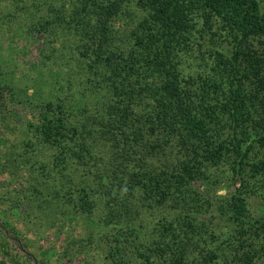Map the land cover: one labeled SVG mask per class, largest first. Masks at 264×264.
I'll list each match as a JSON object with an SVG mask.
<instances>
[{"label":"trees","instance_id":"1","mask_svg":"<svg viewBox=\"0 0 264 264\" xmlns=\"http://www.w3.org/2000/svg\"><path fill=\"white\" fill-rule=\"evenodd\" d=\"M5 37L31 178L2 196L9 255L53 264L12 220L48 210L29 228L85 219L102 264H264V0H0Z\"/></svg>","mask_w":264,"mask_h":264},{"label":"rangeland","instance_id":"2","mask_svg":"<svg viewBox=\"0 0 264 264\" xmlns=\"http://www.w3.org/2000/svg\"><path fill=\"white\" fill-rule=\"evenodd\" d=\"M10 28H7L9 31ZM205 44H212L214 46L231 48V45L224 40V37L220 35H212L207 33L205 37ZM7 39L0 40V52L4 54L7 48ZM33 52L31 51L29 55ZM194 55H191L188 62L191 64L196 60ZM30 58V56L28 57ZM28 110L22 108H16L13 105L6 103L5 105L0 104V205L7 203L2 200V196H10L12 199H21L23 196L31 197V192L28 187L31 186V178L26 169L24 160L25 157L29 156L30 153L26 152L24 155L19 153L23 152L21 148V141L25 138L26 134L23 132L21 126V115H27ZM45 154H49L48 150H45ZM232 178V177H231ZM233 182H237V179L233 178ZM48 185H52V182H47ZM207 188V186H206ZM205 188V190H207ZM230 188L229 183H225L218 188L212 189V193L224 194ZM214 190V191H213ZM9 198V197H8ZM29 199L25 202L29 203ZM250 207L254 208L255 211H261L264 208V199L260 197H252L249 199ZM39 219L32 222H27L26 216L20 214V216H13L12 220L19 225L20 230L23 231V242L26 247L33 251L38 258H45L53 262V264H102L100 255L92 247H81L78 241V237L82 236L88 227V223L85 219L76 217V219H68L67 217L60 218L68 223L64 227L55 229H47L44 233H40L29 226H35L41 222L55 223L57 218H48V210L41 211ZM50 215V216H52ZM52 216V217H53ZM26 219V220H23ZM61 220V222H63ZM39 230V229H37ZM58 230V231H57ZM1 237V235H0ZM5 243L0 239V264H33L26 261V256L23 253L14 255V251L9 255L6 251ZM57 260V262H56Z\"/></svg>","mask_w":264,"mask_h":264}]
</instances>
